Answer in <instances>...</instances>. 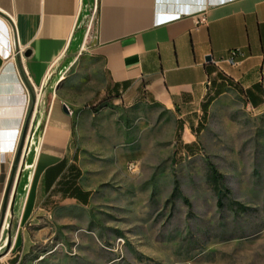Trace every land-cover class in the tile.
<instances>
[{
    "label": "crops",
    "instance_id": "crops-1",
    "mask_svg": "<svg viewBox=\"0 0 264 264\" xmlns=\"http://www.w3.org/2000/svg\"><path fill=\"white\" fill-rule=\"evenodd\" d=\"M158 14L179 16L159 23ZM89 63L104 78L101 95L163 106L180 126L178 147L196 151L211 106L228 91L253 110L264 106V0H0V211L29 120L11 212L19 218L16 264L30 253L41 217L91 202L79 111L70 106L76 84H64ZM33 87L41 97L32 116Z\"/></svg>",
    "mask_w": 264,
    "mask_h": 264
},
{
    "label": "rangeland",
    "instance_id": "rangeland-1",
    "mask_svg": "<svg viewBox=\"0 0 264 264\" xmlns=\"http://www.w3.org/2000/svg\"><path fill=\"white\" fill-rule=\"evenodd\" d=\"M97 69L81 65L64 83L76 84L70 106L79 111L91 202L41 217L17 264H264V106L253 110L228 91L211 106L191 154L178 147L172 112L144 97L101 95ZM18 225L8 208L0 250L9 230L11 242L0 264H12Z\"/></svg>",
    "mask_w": 264,
    "mask_h": 264
},
{
    "label": "water",
    "instance_id": "water-1",
    "mask_svg": "<svg viewBox=\"0 0 264 264\" xmlns=\"http://www.w3.org/2000/svg\"><path fill=\"white\" fill-rule=\"evenodd\" d=\"M172 1L175 2V1H179V0H172ZM206 60L209 61L210 57H206ZM65 110L68 111L66 105H65ZM28 122H29V120L27 119V121L25 122L24 131L22 133L21 141H20L18 149L15 153V156H14V159H13V162L11 165L8 181H7V184L5 187V191H4V195H3V199H2V203H1V211H0V214H1L0 228L2 225L3 217H4L7 209L9 208L12 212V207H13L14 198H15V192H16L18 179H19V175H20V171H21L20 161H21L23 140H24V135H25V131H26ZM10 242H11V236H10V230H9L8 231V241L5 242L4 247L0 250V257L7 253V251L9 250V247H10Z\"/></svg>",
    "mask_w": 264,
    "mask_h": 264
},
{
    "label": "built area",
    "instance_id": "built-area-1",
    "mask_svg": "<svg viewBox=\"0 0 264 264\" xmlns=\"http://www.w3.org/2000/svg\"><path fill=\"white\" fill-rule=\"evenodd\" d=\"M179 15L178 14H175V15H167V14H158L157 16V22L161 23V22H166L168 20H172L174 18H177ZM91 24H92V19L88 25V28H87V34L91 28ZM240 54V50L239 49H234V50H231L230 53H229V57H228V61L231 62V63H234L236 57ZM32 97H33V111H32V116L35 112V109L39 103V100H40V97H41V90L39 89H36L35 87H33L32 89ZM21 134V132H20ZM20 137V136H19ZM137 166L136 164L134 163H130L129 164V169L134 171L136 170Z\"/></svg>",
    "mask_w": 264,
    "mask_h": 264
},
{
    "label": "trees",
    "instance_id": "trees-1",
    "mask_svg": "<svg viewBox=\"0 0 264 264\" xmlns=\"http://www.w3.org/2000/svg\"><path fill=\"white\" fill-rule=\"evenodd\" d=\"M222 91H218V92H215L211 97H209L206 101H205V103H204V105L205 106H209L211 103H212V101L221 93ZM100 106V104H98V105H96L95 107H93V110L94 111H98V107ZM179 129H180V126H179V124L177 123V126H176V132H175V135H176V138H177V141L179 142V140H180V132H179ZM184 147H185V149L189 152V153H191V154H194L196 151H193L192 149H190L189 147V145H184ZM213 176H214V180L216 181V182H218L219 180H218V175H217V173H216V171H214L213 170ZM11 263L12 264H16V257H13L12 259H11Z\"/></svg>",
    "mask_w": 264,
    "mask_h": 264
}]
</instances>
